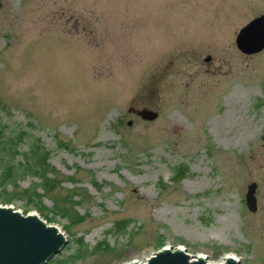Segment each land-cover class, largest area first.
I'll return each instance as SVG.
<instances>
[{"label":"rangeland","instance_id":"1","mask_svg":"<svg viewBox=\"0 0 264 264\" xmlns=\"http://www.w3.org/2000/svg\"><path fill=\"white\" fill-rule=\"evenodd\" d=\"M261 15L264 0H0V174L51 152L0 186V207L48 189L28 214L69 238L52 264L78 245L77 264L163 247L264 264V50L236 45Z\"/></svg>","mask_w":264,"mask_h":264},{"label":"water","instance_id":"2","mask_svg":"<svg viewBox=\"0 0 264 264\" xmlns=\"http://www.w3.org/2000/svg\"><path fill=\"white\" fill-rule=\"evenodd\" d=\"M236 45L247 55L264 50V15L251 20L240 30ZM131 111L145 120L158 118V113L149 108H131ZM256 189L257 184L251 183L246 193L247 206L253 212L258 208ZM68 242L56 226H48L36 214L25 216L12 208L0 207V264H47L65 249ZM131 264H207V260L203 256L192 260L183 249L163 248L146 263L135 261ZM224 264L238 262L227 257Z\"/></svg>","mask_w":264,"mask_h":264},{"label":"trees","instance_id":"3","mask_svg":"<svg viewBox=\"0 0 264 264\" xmlns=\"http://www.w3.org/2000/svg\"><path fill=\"white\" fill-rule=\"evenodd\" d=\"M7 140V138H6ZM9 141V140H7ZM2 143V145L6 148L11 147V144H8V142H0ZM16 145V144H15ZM17 148L16 146H14V151L13 153L15 154V156L18 155V150L15 149ZM51 152H47L44 151L43 149L38 150L36 149V147H31L29 149V153H26L23 155V160L24 162H20V163H16L15 160H13L12 164L10 167H8L6 169V171L2 174H0V186L2 187L4 184L10 182L11 180H18V178H20L21 174H29L30 172H34V175L38 176L37 171L39 172L40 170H42V166L38 165V166H34L32 164V162L36 159V162H43L46 163L49 158H50ZM41 189V190H40ZM48 189L45 187H39V185L32 187L31 189L27 190L24 197H25V205L23 207V213L27 214L29 213L31 210H36L39 209L38 205L35 203H38L42 198L41 195L42 193H40V191L45 192ZM13 198H6L4 199V203L8 204L11 203L14 199V196H11ZM9 199V200H8ZM62 213H67L66 211L64 212V210H62ZM66 216V215H65ZM49 222H58L57 220V216H44ZM85 251L84 247L82 245H78L77 246V251L75 254L62 258V259H58V264H77L79 262V257L80 255ZM53 261L49 262L48 264H52Z\"/></svg>","mask_w":264,"mask_h":264},{"label":"bare ground","instance_id":"4","mask_svg":"<svg viewBox=\"0 0 264 264\" xmlns=\"http://www.w3.org/2000/svg\"><path fill=\"white\" fill-rule=\"evenodd\" d=\"M229 257H231V256L229 255Z\"/></svg>","mask_w":264,"mask_h":264}]
</instances>
